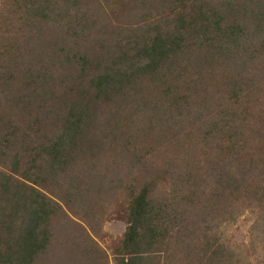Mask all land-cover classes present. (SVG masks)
Listing matches in <instances>:
<instances>
[{
    "label": "rangeland",
    "instance_id": "obj_1",
    "mask_svg": "<svg viewBox=\"0 0 264 264\" xmlns=\"http://www.w3.org/2000/svg\"><path fill=\"white\" fill-rule=\"evenodd\" d=\"M47 1L0 0V33L7 37L0 39V53L6 54L0 58V84L14 81L1 96L21 97L16 100L22 114L17 118L27 122L21 135H30L24 136V147L36 153L32 159L23 157L21 168L30 169L32 179L36 173L41 181L37 189L52 206L58 205L48 228L53 242L44 257L49 264H104V259L118 264L128 227L126 210L142 186L153 185L154 194L164 196L173 183L189 180L193 189L207 193L203 203L218 204V145L207 131L220 126L223 112L225 120L252 122L261 129L252 142L264 147V0H50L48 23L33 26L32 11H41ZM20 6L35 9L25 16ZM198 7L210 11L213 23L226 15L227 23H237L239 30L229 38L191 41L194 46L186 55L196 66L187 73L182 56L179 68L164 69V78L138 73L123 101L89 107L94 92L88 88L89 77L102 57L105 64L114 54L139 55L154 28L179 24L183 18L191 21ZM68 27H75L78 35L90 30L86 38L67 42ZM256 29L261 34L255 35ZM82 56L90 62L86 67ZM70 99L75 102L67 107H80L81 112L89 107L84 114L89 130L74 160L59 169L43 150L60 137L70 111L60 110V104ZM229 105L239 108L237 114L228 111ZM176 195L182 201L186 193L177 190ZM241 210L233 219L219 215L227 210L213 211L203 218L211 219L204 229L212 227V239L240 256L241 264H264L256 215ZM220 216L224 221L217 223ZM156 259L148 264H197L199 258L197 252L188 257L177 244Z\"/></svg>",
    "mask_w": 264,
    "mask_h": 264
},
{
    "label": "trees",
    "instance_id": "obj_2",
    "mask_svg": "<svg viewBox=\"0 0 264 264\" xmlns=\"http://www.w3.org/2000/svg\"><path fill=\"white\" fill-rule=\"evenodd\" d=\"M50 3V0L47 1V6L41 11L26 6H20L19 10L26 16L35 9V13L32 11L34 14L32 25L46 24L51 9ZM209 13V10L198 7L195 12L196 17H191V21L187 22L183 18L179 24L168 27L157 26L151 32L150 43L139 55L129 52L114 54L112 60L105 64L102 57L89 77L88 88L94 91L88 101L89 107H95L97 104L99 107L104 101H123L122 97L125 99L132 92L138 73L148 74L153 78L161 76L164 78V69L179 68L184 61L180 60L182 56L187 64V73L188 68L196 66L186 55L194 46L192 43L189 44L191 41L194 39L211 41L218 36L229 38L239 30L237 23H227L229 19L226 15L220 14L213 23L210 21ZM261 15L264 20V12H261ZM44 28L42 26L38 30ZM68 28L71 32L63 38L67 39V42L70 39L86 38L90 30L86 27L84 34L78 35L75 27ZM40 34L43 35V32L35 33V35ZM254 34L261 33L256 29ZM6 38L0 33V39ZM59 43H66V40H60ZM5 55L1 52L0 58H4ZM102 55L104 56V53ZM88 62L87 57H81L83 67H86ZM103 65L107 67L102 69ZM9 79L10 76L7 80ZM14 79L18 81V78L14 77ZM13 82L10 79L7 83L0 84V131L4 133L0 137V147L4 149L0 151L2 158L0 161V264H49L48 257L45 258L44 254H48L47 248L50 242H53V236L48 228L58 205L52 206L51 200L37 189L36 184H41L38 175L33 173L35 178L32 179L30 178L32 171L21 168L22 158L27 155V158L32 159L36 153H31L28 147H24L25 137L28 138L27 136L30 135H21L27 124L17 118L21 112L16 100L20 101L21 97L19 95L9 97V94L1 96L6 89L11 88ZM18 85L20 86V83ZM121 92V96H116V93ZM2 97H5L3 101H1ZM174 101L176 102V99ZM74 102L75 99H70L68 103L60 104V110ZM92 103L94 104L91 105ZM72 106L67 107L70 111L60 137L48 143L47 148L43 150V154L50 158L52 165L59 169H63L64 165L74 160V156L84 144L85 132L89 130L88 121L84 116L89 107H84V112H81L80 107ZM235 109L239 108H235L234 105L228 106V111L236 112ZM26 118L30 120L32 117ZM102 118L104 120V116ZM219 120L221 122L219 127L207 131V137L214 134L218 145L215 180L217 185L214 189L217 192L215 199L218 204L210 207V202L203 203L202 198L206 197L207 193L193 189L189 180L188 183L184 181L181 184L173 183L174 187L169 193H164V196L155 195L151 187L153 185L142 186L138 194L129 202L126 210L128 227L124 233L122 250L118 254V264H148L150 259L157 258L156 255L159 256L156 260L160 261L166 252L175 250L177 244L182 245V250L188 257L197 252L199 258L197 264H241L240 256L212 239L209 234L212 227L204 229L211 219L203 218L208 215L211 217L212 212L218 210H227L219 215L231 214L233 219L242 211L241 209H249L250 213L256 215V225L260 232L262 231L264 238V147L252 142L254 135L260 134L261 129L254 128L252 122L225 120V112ZM37 146L34 147L39 150L41 147ZM26 150H29V154ZM22 178L27 182L22 181ZM207 186L209 190L212 189L210 184ZM177 190L181 194L186 193L182 201H177ZM223 218L218 217L217 223L220 219L224 221ZM104 264H106L105 259Z\"/></svg>",
    "mask_w": 264,
    "mask_h": 264
}]
</instances>
